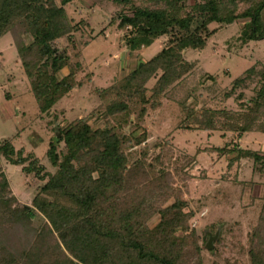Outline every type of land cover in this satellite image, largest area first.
Masks as SVG:
<instances>
[{"label":"trees","instance_id":"1","mask_svg":"<svg viewBox=\"0 0 264 264\" xmlns=\"http://www.w3.org/2000/svg\"><path fill=\"white\" fill-rule=\"evenodd\" d=\"M74 1L0 0V39L12 34L41 114H50L82 84L77 79L81 65L73 66L71 56L55 45L82 29L84 21L75 23L68 13ZM242 1L249 5L241 10ZM113 3L122 7L113 20L127 30L131 51L150 47L162 36L169 42L118 82L97 89L102 102L95 110L60 127L61 139L52 140L47 151L54 171L34 153L0 140V264H210L206 251L216 256L218 247H211L208 239L217 236L216 242H221L219 223L208 224L211 233L200 234L192 227L197 211L187 210L173 176H187V167L179 159L174 173L164 167L169 141L154 143L160 153L150 160L151 145H145L150 132L144 123L148 110L162 106L164 97L173 98L169 91L197 69L187 52L207 46L218 32L211 24L229 26L243 19L238 39L244 44L264 40V0ZM208 76L218 83L219 75ZM153 78L157 81L149 88ZM223 89L224 99L233 98L237 110L179 101L185 114L179 126L233 132L239 138L264 134V63L253 64ZM237 149L236 159L253 160L263 177L264 153ZM214 150L227 155L236 148ZM188 161L193 164L194 158ZM6 162L41 182L30 203L15 194ZM255 199L260 209L248 264H264V191Z\"/></svg>","mask_w":264,"mask_h":264},{"label":"rangeland","instance_id":"2","mask_svg":"<svg viewBox=\"0 0 264 264\" xmlns=\"http://www.w3.org/2000/svg\"><path fill=\"white\" fill-rule=\"evenodd\" d=\"M135 1L138 4L147 2ZM248 5L242 1L240 9ZM121 8L113 0H75L67 6L74 22L83 20L84 24L79 32L58 39L55 45L71 56L73 66L81 65L77 79L82 84L63 98L50 114H41L12 34L8 32L0 39V140H11L17 148L34 153L49 171H54L47 151L51 141L58 136L60 127L95 110L102 102L97 89L118 82L139 61L149 60L169 42L168 36H162L150 47L131 51L126 44L127 30L119 29L118 21L113 20ZM244 22L240 19L229 26L210 25L218 32L208 40L207 46L187 52L188 59L198 63L197 69L169 91L173 98L164 97L162 106L148 110L144 123L150 132L145 143L151 145L150 160L160 153V148L152 147L154 143L169 141L164 150V167L174 173L176 159L187 167V176L184 173L173 176L174 185L182 190L187 201V210L197 211L191 220L192 227L204 234L211 231L208 224L219 223L222 240L216 242V236L212 241L213 248L218 247L216 256L206 251L210 264L214 261L219 264H248L250 237L260 209L255 198L263 194L264 176L256 172L253 160L236 159L237 147L264 153V134L252 132L239 138L233 132L183 129L179 125L185 114L179 101L196 104L198 108H239L233 98L224 99L223 88L229 87L253 64L264 63V40L244 44L238 39ZM24 39L31 41L30 36H24ZM68 71L69 68L63 73ZM210 74L220 76L218 83L209 78ZM156 81L157 78H153L148 87H153ZM91 122L99 126L101 121ZM130 130L131 126L126 128L127 132ZM226 146L236 150L227 155L214 150ZM190 158H194L193 164L189 163ZM5 166L15 194L24 203H30L41 182L27 176L22 167L9 162ZM157 220L155 218L152 224Z\"/></svg>","mask_w":264,"mask_h":264},{"label":"water","instance_id":"3","mask_svg":"<svg viewBox=\"0 0 264 264\" xmlns=\"http://www.w3.org/2000/svg\"><path fill=\"white\" fill-rule=\"evenodd\" d=\"M58 139H61V133H60V131L58 132ZM213 239H214V237H210V240H209V245L212 247V241H213Z\"/></svg>","mask_w":264,"mask_h":264}]
</instances>
